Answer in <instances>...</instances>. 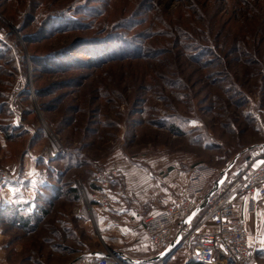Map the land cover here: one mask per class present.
Returning a JSON list of instances; mask_svg holds the SVG:
<instances>
[{
    "label": "rangeland",
    "instance_id": "374dc122",
    "mask_svg": "<svg viewBox=\"0 0 264 264\" xmlns=\"http://www.w3.org/2000/svg\"><path fill=\"white\" fill-rule=\"evenodd\" d=\"M262 144L264 0H0V167L19 178L0 187L48 209L32 228L5 215L0 264H75L104 240L96 208L111 212L126 170L201 171L204 197ZM245 219V264H264V201Z\"/></svg>",
    "mask_w": 264,
    "mask_h": 264
},
{
    "label": "built area",
    "instance_id": "2783aa9c",
    "mask_svg": "<svg viewBox=\"0 0 264 264\" xmlns=\"http://www.w3.org/2000/svg\"><path fill=\"white\" fill-rule=\"evenodd\" d=\"M198 172V173H197ZM200 172V173H199ZM116 170L101 172V188L94 195L96 204L106 207L110 201L108 188ZM18 174L0 167V184L17 181ZM221 182L215 188L217 182ZM208 177L201 171L192 174L189 184L158 214L146 219L151 247L163 252L171 242L194 241L192 260L197 264H245L255 250V238L247 225V216H256L264 201V144L252 148L243 163L230 173L224 171L213 186L212 194L202 192ZM91 200L89 199V202ZM200 206L188 223L183 221ZM212 223L216 230L199 233L200 227ZM180 247V248H181ZM163 258L160 259L162 261ZM165 259V258H164ZM75 264H127L123 256H84Z\"/></svg>",
    "mask_w": 264,
    "mask_h": 264
},
{
    "label": "crops",
    "instance_id": "0c3cea01",
    "mask_svg": "<svg viewBox=\"0 0 264 264\" xmlns=\"http://www.w3.org/2000/svg\"><path fill=\"white\" fill-rule=\"evenodd\" d=\"M126 172L127 174H124V179L121 182L114 181V187L111 191L113 199L110 206L111 212L105 213L96 208L95 222L97 230H99L104 240L101 241L99 246L84 252L83 256H90L94 252H103L106 255L110 253L118 254L125 259L129 258L136 261L151 260L150 248L152 247L145 221L149 216L162 212L190 182L189 179L187 181V175L175 176L172 172L163 173L159 176H155L153 173L149 175L143 169L139 170V173H131L127 170ZM126 172L123 170V173ZM31 178H35V176H26L22 182L24 183V181L26 182ZM122 184L124 185L122 186ZM16 187L20 186L0 187V195L5 191L2 199L5 200L6 206L21 201L20 195L15 194V189L18 190ZM10 189L14 191L11 195ZM248 221H250L249 218ZM215 230V225L209 223L200 227L198 232H213ZM194 244V241L185 243L170 257L174 259L184 254L181 264H193ZM181 252L182 254H180ZM136 261L133 264L139 263Z\"/></svg>",
    "mask_w": 264,
    "mask_h": 264
},
{
    "label": "trees",
    "instance_id": "16d2710c",
    "mask_svg": "<svg viewBox=\"0 0 264 264\" xmlns=\"http://www.w3.org/2000/svg\"><path fill=\"white\" fill-rule=\"evenodd\" d=\"M94 43H101V42H94ZM63 55V54H62ZM74 191V190H72ZM40 199L36 201L34 204V207L31 209V212H25L26 211V206H19L17 203H13L10 205H7L4 207V210H6V213L9 214H2L3 209L0 210V222L3 221V218L6 216H10L9 219H11L14 222H17L18 225L22 224L23 227L27 228H32L34 224V219H40L44 217L48 213V209L44 207V204L39 202ZM31 204H28L27 207H31ZM6 215V216H5ZM253 255V254H252ZM251 255V256H252ZM193 262V260H192ZM187 264H192V263H187ZM193 264H197L194 263Z\"/></svg>",
    "mask_w": 264,
    "mask_h": 264
},
{
    "label": "water",
    "instance_id": "95a60500",
    "mask_svg": "<svg viewBox=\"0 0 264 264\" xmlns=\"http://www.w3.org/2000/svg\"><path fill=\"white\" fill-rule=\"evenodd\" d=\"M221 182H217L216 183V186L215 188H217V186H219ZM213 190L209 193V194H212ZM202 208V206H200L197 210H195L188 218H186L183 223L184 224H188L195 216L196 214L199 212V210ZM180 241V236L177 237V240L171 242L169 244V246L163 251L161 252L159 255H157L156 257L154 258H151L152 260H158V259H161V258H169L176 250H178L181 246V244L179 243ZM91 256H97V257H103V256H107L105 253L103 252H94V253H91L90 254ZM126 263L127 264H131V263H134L136 260H132V259H129V258H126L125 259ZM136 262H144V260H138Z\"/></svg>",
    "mask_w": 264,
    "mask_h": 264
}]
</instances>
